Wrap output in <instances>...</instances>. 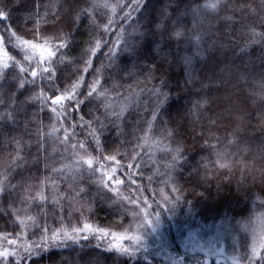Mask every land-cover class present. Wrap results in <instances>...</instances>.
<instances>
[{"label": "trees", "instance_id": "16d2710c", "mask_svg": "<svg viewBox=\"0 0 264 264\" xmlns=\"http://www.w3.org/2000/svg\"><path fill=\"white\" fill-rule=\"evenodd\" d=\"M49 2L50 0H43V3ZM109 2L116 3L117 0H109ZM247 2L259 10V0H247ZM167 3L168 0H144L140 10L132 13L138 23L132 24V27L124 25L127 50H119L120 45L117 46L115 63L112 66H109L110 61L105 55L108 48H102L95 56L91 55L90 49L94 46L95 39L99 38L98 35H94L96 30L91 18H82V22L77 21L76 28L72 29L71 36L68 37L70 45L64 50L66 61L71 63L57 65L59 79L56 83L58 86L66 87L70 83L77 82L79 77H83L80 90L86 92V86L98 78L102 85L100 90L108 89V99L104 103H127L130 106L129 110L133 111V115L128 116L124 127L126 139L119 137L115 128L112 127H109L101 138L105 150L117 149L119 153L117 160L125 165L115 173V176L124 180L125 183L120 186L113 183L110 187H119L123 195L132 192L138 197H147L150 202L160 200L158 193L161 188L170 198L179 195L181 199L176 202L173 212L162 211L160 227L164 234L159 235V242H157L165 246L173 240L179 243L176 234L194 231L208 242L210 248L219 250L221 256H217L220 260L193 255L191 259L185 257V262L193 260L196 264H205V261L207 264H224L233 260L239 253L247 252L253 238L262 234L261 219L264 224V215H262L264 214V89H262L264 43H250L255 37L248 31V26L251 25L257 32H264V27H261L259 23L260 16L264 13L245 14L242 17L240 13L233 11L237 0H224L226 6L218 14L201 10L194 16L191 12H186L185 4L181 0H177L176 6L179 7L178 15L182 26L186 25L189 29L202 26L199 34L204 39L201 44L207 47L210 54L209 57L194 62L191 71L196 77V82L186 84L185 69L177 58L188 50L189 45L170 39L167 31H157L154 27L160 22L162 11ZM80 6L87 7L86 4ZM32 7V0H25V7L15 5L14 2L9 4L10 20L3 23L11 24L13 29L30 27L26 24L24 17ZM56 7L59 10V6ZM130 10V8L124 9L125 12ZM106 11L109 15L112 14L110 9ZM117 11L119 12V9ZM171 11L175 12V8H171ZM120 16H123V12H120ZM225 17H234V22L227 21ZM68 31L69 29L65 27L62 33ZM112 31H118L115 25ZM55 34V30H50L45 33V36L54 37ZM25 38L31 39V36ZM104 38L113 42L116 39L115 35L111 34ZM34 42L44 43L39 33ZM123 43L122 40L121 44ZM44 55H47L46 51ZM89 60L92 67L99 70L98 72L93 71L92 68L88 72L83 71L85 62ZM149 70L153 71L155 79L147 82V86L159 85L163 78L164 90L169 93L161 107L159 118L168 121V127L177 129L178 132L173 139H166L162 134L163 125L158 119L153 131L148 133L147 144L136 147L137 144H143L142 140L136 139L144 136V132L139 129H147V124L142 121L151 119L153 105L147 94L141 92V88L146 83L144 75ZM129 73L132 75L129 76ZM14 75L16 73H9V81ZM39 90V88L33 90L30 87L27 91L21 90L23 95H20L19 99L23 100ZM45 90L49 96L52 95L50 91ZM117 92H119L118 100L114 99ZM3 93L6 98L13 94L18 95L17 89L9 84H5ZM56 94L59 95L60 92ZM198 100L202 103L207 100L208 103L202 109H196L193 105ZM63 103L67 104V101ZM100 104L99 100L85 103L82 111L69 108L72 113L71 118L65 121L61 117L60 123H56L55 118L49 120L48 112L40 111L39 103L29 101L25 105V111L18 114L20 123L5 124L0 127V143L4 144L3 150L0 151V165L7 163L10 159L9 153L12 152L14 145L9 141L13 138L29 141L31 137L32 147L25 149L20 155L29 161L37 156L36 125L32 122L36 119L33 116L34 113L42 122L41 131L47 133L53 126L59 128L61 123L65 128H69L71 124L77 123L79 117L85 115L90 108ZM145 108L149 110L145 111ZM104 112L105 108L100 106L99 110L93 111L92 114L103 119ZM125 115L128 114L125 113ZM90 118L85 115V119ZM25 124H28L27 130ZM75 131L79 133L80 128H76ZM58 135L62 138L63 132H59ZM75 139H84V136L81 135ZM75 139L72 143H75ZM229 141L234 142L229 143ZM165 145L173 150L179 148L183 155V159L177 161L171 170L166 165L172 163L174 151L168 154L161 151ZM45 147L46 151L39 152L41 162L36 165L29 164L22 174L18 170V174L11 181L13 184L36 185L40 180L52 175L51 168L73 163V160L61 159L56 155V151L61 152L64 157H67L69 153H65L64 149L54 142V137H49ZM218 151L222 152L226 159L217 162ZM130 152L133 155L135 152H140L142 156L138 160H132L126 155ZM105 155L108 153L106 152ZM101 163L111 168L117 167L115 162L101 161ZM129 163L138 164L141 167L127 168ZM220 163H225L228 167L221 168ZM45 164L49 166L48 171L45 170ZM94 166L98 167V165ZM3 171L4 168L0 166V173ZM128 172H133L136 184L145 189L142 193L136 192L135 185L128 183L125 175H122ZM140 172L143 173L142 178L138 175ZM165 173L171 175V182L165 183L169 179ZM149 176L153 177L151 183L148 180ZM36 177L39 180L35 179ZM60 186L62 190L67 187L62 181ZM173 186L180 191L172 192ZM98 187V185H90L91 196L75 205V207L83 208V216L80 213H74L71 216L65 213L61 223L60 217L49 216L41 219L42 210L35 207L26 212L21 211L19 215L29 224V231L34 229L31 228V221L27 218L35 217L53 230L66 229L70 232L73 226L82 227L84 222H88L94 228H104L110 233L122 232L124 228L132 224L133 218L118 203H113L117 199L115 192L105 190L107 194L104 195L103 192L98 193ZM29 190L35 194L40 189ZM18 191L22 195L25 194L23 190ZM45 195H47L46 189ZM88 200H91V210H88ZM13 203L14 197L5 195L0 198V207L5 210ZM15 207L23 209L27 205L15 202ZM48 211L51 212V209ZM14 218L0 217V226H3L0 227V233L20 234L24 231L19 227L14 229L8 223L9 219ZM38 235L31 239L36 240ZM47 235L51 236V231L47 232ZM262 236L264 238V232ZM147 238L148 241H152L149 240V236ZM26 240L27 237H25ZM109 241L115 242L111 235L103 240H97L95 236L89 235L88 240H82L79 243L67 241L63 247L53 246L47 250H38L39 255L32 256L29 264H69L72 260H76L77 264H89L90 261H95V264H161L158 258L153 259L154 256H147L140 249H136L134 253H121L118 249L105 250ZM20 242L24 241H18ZM97 244H100V247H97ZM132 247L134 248L133 245ZM179 252L183 255L181 250Z\"/></svg>", "mask_w": 264, "mask_h": 264}, {"label": "snow or ice", "instance_id": "6c2138e0", "mask_svg": "<svg viewBox=\"0 0 264 264\" xmlns=\"http://www.w3.org/2000/svg\"><path fill=\"white\" fill-rule=\"evenodd\" d=\"M13 2L15 5L25 7V0H0V127H3L5 124L16 125L20 123L17 118L18 114L25 111V105L29 101L39 103L41 105L40 111L48 112L49 120L55 118L56 123H60L61 117L65 121L71 118L72 113L69 111V108L82 111L85 103H93V101L99 100L101 104L90 108L85 114L91 117L90 119H85V115H81L79 121L71 124L69 128H65L61 123L59 128L53 126L52 130L47 133L41 131L42 122L39 120L37 114L34 113L33 116L36 119L32 122L36 125L35 146L37 148V156L31 161L20 155L25 149L32 147L31 137L29 141L17 140L15 138L9 141L10 144L14 145V148L9 153V161L0 165L4 168V171L0 173V198H3L5 195L14 197V203L10 204L7 210L0 207V217H15L14 219H9L8 223L14 229L19 227L24 231L20 234L15 232L0 233V264H29L32 256L39 255L38 250L40 249L47 250L53 246L63 247L67 241L79 243L82 240H88L89 235L95 236L97 240H103L111 235L112 240L115 242L109 241L105 250L118 249L121 253H134L136 249L132 245H140L143 239L140 230L148 226L153 233H158L161 226L162 211L173 212L176 202L181 197L178 195L175 198H170L169 195L165 194L164 189L161 188L158 193L161 197L160 200L150 202L147 197H138L132 192L128 195H123L119 191V187H110L113 183L117 186L125 183L124 180L118 179L115 176L117 170L125 167V165L117 160V155L119 154L117 149L114 148L112 151L105 150L101 138L104 132L109 127H112L115 128L119 137H125L126 139L127 134L124 131V127L128 116L133 115V111L129 110L130 106L127 103H104L108 99V89L100 90L102 85H100L98 78L86 86V92L80 90L83 77H79L77 82L70 83L66 87L58 86L56 81L59 79L57 76V65L71 63L66 61L64 50L70 45L68 37L71 36L72 29L76 28L77 21L82 22V18H91L92 25L96 30L94 35L99 36L98 39H95V44L90 49L91 55L95 56L102 48H108V52L105 55L110 61L109 66H112L115 63L117 46L120 45L119 50H127L128 44L125 39L124 25L132 27V24L138 23L132 13H137L140 10L144 0H127V2L125 0H117L116 3H110L109 0H50L49 3H43V0H32L33 7L24 17L26 24L30 25V27H17L15 29H13L11 24L3 23L10 20L8 5ZM181 2L185 4L186 12H191L194 16L201 12V10H207L210 14H218L226 6L224 0H203V2L201 0H187L186 3L185 0H181ZM81 4H86L87 7H81ZM176 4L177 0H168L167 6L162 11L160 22L156 23L154 27L157 31H167L170 39L189 45L188 50L177 59L185 69L187 77L185 83L190 84L196 82V77L191 71L194 62L209 57L210 54L207 51V47L201 44V41L204 39L199 34L202 26L192 29L187 28L186 25L182 26L178 15L179 7ZM57 5L59 6V10H57ZM126 8H130L131 10L125 12L124 9ZM171 8H175V12L171 11ZM108 9L111 10V15L106 11ZM117 9H119V12ZM233 11L240 13L242 17L245 14L258 15V13H264V0H259V10L253 8L247 0H237ZM120 12H123L122 17L120 16ZM225 19L234 22V17H225ZM259 23L261 27H264V15L260 16ZM113 25L116 26L118 31H112ZM65 27L69 31L62 33ZM50 30H55L56 34L54 37L45 36V33ZM248 31L255 37L250 43H264V32H257L256 28L251 25L248 26ZM37 33L43 39V44L34 42ZM108 34L115 35L116 39L114 42L104 38ZM27 36H31V39L25 38ZM122 40L124 41L123 44H121ZM53 41H56V43H53ZM110 44L111 47H109ZM45 51L47 52L46 56L44 55ZM85 65L84 72H88L90 68L93 71H99L92 67L90 60L86 61ZM9 73H16L10 81L8 79ZM128 75L131 76L132 74L129 73ZM144 76L146 83L141 88V92L147 94L153 107L151 108V119L142 121L147 124V129H139L144 132V136L136 138L137 140H142L143 144H137L136 147H143L147 144L148 133L153 131L158 119L163 125L162 134L166 139H173L178 132L177 129H170L168 127V121L159 118L161 107L169 95L164 90L163 78H161L159 85L148 87L147 82L155 79L154 73L152 70H149ZM5 84L15 87L18 95L13 94V96L6 98L3 93ZM29 87L33 90L36 88L40 90L20 100L19 96L23 95V91H27ZM129 87L131 88V86ZM45 89L50 91L52 95L49 96ZM262 89H264V86H262ZM113 90H116L115 87ZM57 92H60V94L57 95ZM118 98L119 92H117V96L114 99L118 100ZM64 101H67V104L63 103ZM207 103V100L203 101V103L198 100L193 107L202 109ZM100 106L105 108L103 119L100 116L92 114L93 111H98ZM144 110L148 111L149 109L145 108ZM134 111H138V109H134ZM125 113L128 115L126 116ZM212 123L214 124L215 122L213 121ZM76 128H80L79 133L75 131ZM25 129H28V124H25ZM59 132H63L62 138L58 135ZM81 135L84 136V139H75ZM49 137H54V142L58 143L65 153H69L67 157H64L61 152L56 151V155L60 156L61 159L67 158L73 160V163L61 164L59 168H51L52 175L45 177L44 180H40L36 185L13 184L11 181L18 174V170L22 174L29 164L36 165L41 162L39 152L46 151L45 145ZM74 139L75 143H72ZM233 142L229 141V143ZM210 147L215 146L210 145ZM3 148L4 144L0 143V151ZM161 151L166 154L173 153L174 151L172 163L166 165L170 170L173 169L177 161L183 159L179 148L173 150L165 145ZM106 152L108 155H105ZM93 153L99 154L94 155ZM126 155L132 160H138L141 158L142 153L135 152V155H133L130 152ZM216 155L218 157L217 162L226 159L222 152L218 151ZM101 161L115 162L117 167L111 168L107 164L101 163ZM94 165H98V167ZM219 166L221 168L228 167L225 163H220ZM140 167L141 165L132 163L127 165V168L130 169ZM45 170H49L47 164H45ZM97 173H99L98 176ZM122 175H125L128 183L135 185L136 192L142 193L145 190L136 184L133 172L122 173ZM138 175L141 178L143 177L142 172L138 173ZM165 175L169 177L165 183L171 182V175L169 173H165ZM35 179L39 180L38 177ZM152 179V176L148 177L149 183H151ZM61 181L67 186L63 190L60 186ZM82 184L85 186H81ZM92 184L99 186L97 189L98 193L103 192L106 195L107 192L105 190L115 192L117 199L113 203H118L133 218L132 224L124 228L122 232L110 233L104 228H94L88 222H84L82 227L73 226L70 232L66 229L62 231L53 230L46 223H41L35 217L27 218L28 221H31V228L34 229L29 231V224L19 215L21 211L26 212L35 207L42 210L40 213L41 219L49 216L51 218L60 217L61 223L63 222V215L65 213L69 216L74 213H80L83 216V208L75 207V205L80 204L81 201L91 196L89 186ZM31 188H39L40 190L33 194L29 190ZM45 189L47 190V195H45ZM18 190H23L25 194L22 195ZM171 191L179 192L180 190L173 186ZM15 202L27 205V207L23 209L16 208ZM88 204V210H91V200H88ZM48 209H51V212ZM49 231H51V236L47 235ZM37 235L38 238L36 240L31 239V237H36ZM25 237H27L26 241ZM193 239V233L188 232L187 235L182 234L179 243L173 240L167 246L161 244L156 249L153 259L164 257L165 264H185V257L179 252L181 248L184 249L185 253H189L191 249L193 252L200 251L207 254H215L214 247L206 248L203 244H199V246L194 245ZM18 241L24 242L18 243ZM97 247H100V244H97ZM69 264H77V262L76 260H72ZM89 264H95V261H90ZM205 264H207V261H205ZM233 264H264V238L259 241L258 246L254 239L253 244L248 247L247 252L239 253L234 258Z\"/></svg>", "mask_w": 264, "mask_h": 264}, {"label": "rangeland", "instance_id": "374dc122", "mask_svg": "<svg viewBox=\"0 0 264 264\" xmlns=\"http://www.w3.org/2000/svg\"><path fill=\"white\" fill-rule=\"evenodd\" d=\"M262 222H263V219H261V221H260V225L261 224L263 225V226L261 225L262 226L261 232L263 234L264 224ZM162 225H163V223H162ZM141 230H142L141 235L143 236V239L140 242V245L133 244L134 248L142 250L145 253V255H147V256H150V257L155 256L156 249L160 247L159 246L160 244L158 243L159 237H160L159 235L162 236L164 234V232H161L162 228L160 227L158 233H153L148 226H145ZM188 232L193 233V237H194L193 244L194 245L199 246V244H203L206 248H210V246L207 244L208 242H205L203 240V238L201 237V235H198V233H196L194 231H188ZM188 232H186L184 234L187 235ZM145 233L149 236V240H152V241H148V238H147L148 236ZM262 234L256 235L253 238V242L255 239V241L257 242V246H258L259 241L263 238ZM176 235H177L176 238H177L178 242H180L181 238H182V234H176ZM253 242H252V244H253ZM180 250L182 251L184 257H186L188 259H191L193 257V255H201V256L213 258V259L219 261L220 259L218 258V256H221L220 255L221 253L219 252V250H215V254H211V253L207 254L206 252H200V251L193 252L191 249L189 250V253H185L183 248H181ZM156 258H158L161 261V264H165L164 257H156ZM225 258L227 259V257H225ZM233 260H234V258H233ZM233 260H229V261L225 262L224 264H233ZM185 264H196V263L192 260L191 262L186 261Z\"/></svg>", "mask_w": 264, "mask_h": 264}]
</instances>
